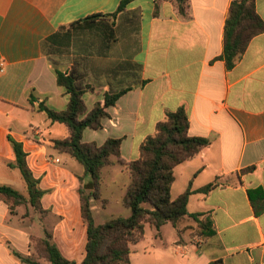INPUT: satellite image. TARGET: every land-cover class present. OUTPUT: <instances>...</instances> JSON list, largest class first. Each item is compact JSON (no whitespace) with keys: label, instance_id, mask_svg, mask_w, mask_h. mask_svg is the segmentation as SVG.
Returning <instances> with one entry per match:
<instances>
[{"label":"crops","instance_id":"crops-1","mask_svg":"<svg viewBox=\"0 0 264 264\" xmlns=\"http://www.w3.org/2000/svg\"><path fill=\"white\" fill-rule=\"evenodd\" d=\"M121 1L0 0V60L5 61L0 185L27 194L20 170L10 166L16 163L11 137L23 144L28 166L45 191L41 212L12 209L0 197V264H51L37 249L47 235L69 261L81 264L86 257L79 192L85 171L72 170L74 158L54 148V140L69 136L67 127L38 111L42 103L58 112L67 109L69 96L58 86L56 71H66L57 60L71 50L80 73H89L95 83L84 95L85 104L86 98L92 104H86L87 113L104 103L105 92L128 89L108 109L101 129L84 131V143L102 146L121 139V158L136 161L142 143L167 113L181 107L189 118V136L210 140L175 168L172 198L189 187L198 191L215 184L208 193L192 194L187 209L212 215L216 235L199 236L191 217L176 227L162 226L160 237L148 224L144 239L132 246L130 264H264V200L257 193L254 201L250 197V191L264 192V33L228 70L220 57L230 6L237 0H187L186 16L175 0H158V15L154 0H135L115 18L71 28L89 16L116 13ZM256 11L264 21V0H256ZM120 35H134L138 46H121ZM116 169L124 174L118 164L103 174ZM67 179L74 190L62 187Z\"/></svg>","mask_w":264,"mask_h":264},{"label":"trees","instance_id":"trees-1","mask_svg":"<svg viewBox=\"0 0 264 264\" xmlns=\"http://www.w3.org/2000/svg\"><path fill=\"white\" fill-rule=\"evenodd\" d=\"M133 1L135 0H122L116 13L109 16L92 15L72 24L71 28L82 23H94L104 17L115 18ZM154 1L155 15H158V0ZM175 3L179 14L186 16L188 1L175 0ZM262 33L264 21L256 11V0L232 2L225 25L224 51L220 57L225 61L228 70L234 68L243 58L252 39ZM54 38L51 37L49 41ZM56 76L58 86L69 96L67 109L58 112L42 103L38 111L44 113L52 122L67 127L69 136L54 140V148L60 153L70 155L82 165L85 172L80 181L83 182L85 177L90 176L87 185L92 189V193L89 196L80 193L81 215L87 224L86 257L81 264H130L132 246L144 239L145 227L148 224L156 229V237H160L162 226L170 223L176 227L184 219L191 217L198 223L201 237L213 238L216 230L212 215L189 214L187 206L192 194L208 193L216 186L215 184H209L198 191H193L189 187L176 199L172 198L175 168L196 157L210 144L209 139L189 136L190 123L185 108L181 107L175 112L167 113L166 119L157 125L155 134L142 143L140 159L126 163L121 158V139H108L102 146H98L95 143H84L83 134L86 129H101L104 119L110 116L108 109L114 106L128 89L105 92L104 103H96L87 113L84 95L93 87H82L75 72L57 70ZM31 102L33 104L34 99H31ZM9 140L16 156V163L10 166L20 170L27 194L24 195L10 186L0 185V197L12 209L23 206L42 210L41 201L45 191L40 187L41 180L34 176L28 166L23 144L11 137ZM117 164L129 178L123 202L130 210V215L115 217L103 224H97L92 201L100 198L104 169ZM253 169L254 167L248 170ZM256 193L264 200V192L259 189L250 191L252 201ZM37 249L51 264H75L62 255L50 235L39 239ZM210 264L223 263L215 261Z\"/></svg>","mask_w":264,"mask_h":264},{"label":"rangeland","instance_id":"rangeland-1","mask_svg":"<svg viewBox=\"0 0 264 264\" xmlns=\"http://www.w3.org/2000/svg\"><path fill=\"white\" fill-rule=\"evenodd\" d=\"M119 37L120 40L123 39V41H121V46H124L125 43L127 45L129 44L134 47L138 46V39L134 35L133 36L128 35V37L126 38L125 35L123 36L120 35ZM117 41H118V36H117ZM57 61L59 67L63 68L64 70L66 69L67 72L76 73L79 84L82 87H87V86L93 87V89L92 90L89 89L88 92L95 90L93 85L95 83L89 80V78H91L89 76V73L86 74L85 72L86 75L82 72L80 73L79 66L77 65L78 58L77 56L74 55L72 50L66 52L64 56L58 59ZM86 104L88 105L89 108L92 105L89 98H86ZM60 127L63 126L60 125ZM72 163H73L71 167L73 168L72 170L80 169L84 171L82 165L78 161L72 159ZM80 178L82 177H79V180ZM83 180H84L83 182L80 181L79 192L84 194L85 196H89L92 193V189L90 188L89 185H87L90 182V176L88 175ZM127 184H129L128 176L119 173L117 169L112 174L107 173L104 175V179L99 191L100 198L92 201V205L97 207V209L93 211L94 218L97 224H103L106 221L115 217H119V216L126 217L130 215V210L125 207L123 202V198L125 195V192L123 190L127 186ZM61 185L65 189L74 190V186L71 185L68 179L64 180ZM26 209L29 210V207H26ZM39 212H41V210H39ZM196 233L200 236L199 228H197Z\"/></svg>","mask_w":264,"mask_h":264},{"label":"built area","instance_id":"built-area-1","mask_svg":"<svg viewBox=\"0 0 264 264\" xmlns=\"http://www.w3.org/2000/svg\"><path fill=\"white\" fill-rule=\"evenodd\" d=\"M5 61L0 60V72L4 71Z\"/></svg>","mask_w":264,"mask_h":264}]
</instances>
